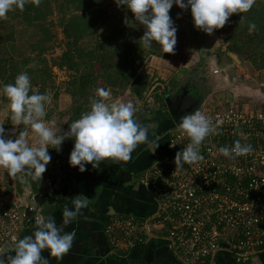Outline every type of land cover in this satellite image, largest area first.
I'll use <instances>...</instances> for the list:
<instances>
[{
  "label": "built area",
  "instance_id": "1",
  "mask_svg": "<svg viewBox=\"0 0 264 264\" xmlns=\"http://www.w3.org/2000/svg\"><path fill=\"white\" fill-rule=\"evenodd\" d=\"M229 103L200 110L214 127L199 147L200 161L175 168V154L189 138L172 129L168 146L174 153L158 155L141 178L153 195V213L114 215L105 224L113 252L149 237L166 241L182 264H212L224 252L241 263L264 249V100L258 105ZM236 140L251 144L252 151L235 159L219 153ZM48 152L51 160L38 191L15 200L0 196V250L14 246L27 212L39 213L35 196L59 182L61 164L53 147Z\"/></svg>",
  "mask_w": 264,
  "mask_h": 264
},
{
  "label": "clouds",
  "instance_id": "2",
  "mask_svg": "<svg viewBox=\"0 0 264 264\" xmlns=\"http://www.w3.org/2000/svg\"><path fill=\"white\" fill-rule=\"evenodd\" d=\"M27 2L29 0H0V19L6 18V14L14 8L23 10ZM31 2L38 5L40 0ZM114 3L118 8L124 6L130 10L134 20L143 26V35L139 40L144 47L150 48L155 42L162 53H172L177 31L169 15L173 4L181 9H190L194 27L212 34L214 30L222 28L232 14L249 11L255 0H114ZM30 88L27 73L18 74L14 83L0 87V95L8 100L11 124L30 125L37 136L35 142L29 145L25 139L26 131H21L18 137L12 139L6 136V130L0 124V168L10 176L26 173L33 181H40L51 160L48 145H55L54 148L59 151L65 138L74 139L69 165L78 167L81 172L86 170L88 163L93 169H98L101 162H126L132 158L139 144L148 142L149 127L138 122L133 103L106 102L111 96L108 90L98 89L96 95L90 97V109L72 122L67 131L59 134L52 127L46 126L43 120L46 115L45 104L51 102V96L37 91L29 95ZM177 130L181 136L188 137L189 142L175 154V168L202 160L199 147L205 137L214 132L212 121L195 110L180 117ZM157 147L158 144L154 150ZM250 151L252 145L242 144L240 140L234 141L231 148H219V153L229 159L246 155ZM91 199L93 197L88 198L82 194L74 196L73 208H64L59 227L54 217L36 218L38 227L34 235L19 240L13 237L14 255L7 258L0 256V264H49L48 258L41 255L44 249L49 250L50 257L62 259L75 237V232H63V227L72 223Z\"/></svg>",
  "mask_w": 264,
  "mask_h": 264
},
{
  "label": "rangeland",
  "instance_id": "3",
  "mask_svg": "<svg viewBox=\"0 0 264 264\" xmlns=\"http://www.w3.org/2000/svg\"><path fill=\"white\" fill-rule=\"evenodd\" d=\"M58 1L61 2L63 0ZM45 3L52 4L54 8L50 11L51 13L47 14V20L42 23V26L27 25L23 20L21 10L13 12L15 14L14 18L7 16L8 20L5 25H1L0 60L5 61L6 65L0 61V87L5 84H11L6 82L11 72V62L5 60L7 58L12 57L17 61L18 65L24 64L27 70L30 68L49 69L50 78L46 80L44 91L42 92L41 88L37 91L51 96V102L45 104L46 115L43 120L46 126L52 127L59 134H63L69 129L71 120L74 122L90 109V97L95 96L97 90L101 88L111 93V96L106 101L108 103L131 102L137 110L144 109L150 116L155 113L161 114L164 109H159L160 106L157 103L159 101L156 99V95L159 94L161 96V92L173 89V86L178 85L180 80H183L182 78L192 68L199 70L197 78L205 84L210 95L208 98L218 102L221 101L222 104L235 103L237 100H242L244 104L252 103L253 105H258L264 100V68L256 69L250 62L240 58L238 55V60L231 56L232 52H228L226 49L227 43L223 42L229 27L225 24L222 28L214 30L212 34H206L194 27L190 9H181L175 4L178 21L175 25L177 31L174 52L169 53L166 58L145 55L141 65L137 66L135 75L130 78L126 86L121 88L107 84V71L105 69L107 63H92L93 65L87 67L83 59L82 62L76 59L75 69L79 72L86 71L87 73L92 71L95 78L86 84L84 90L79 91L77 81H74V84H70V81H73V77L77 75V70L58 68L51 63L52 59L57 58L61 51L64 50L61 22L69 19L73 14L68 8H57L54 0H42L39 2L38 6H41L43 11H46L43 6ZM121 8V6L118 8L116 4H113L102 5L98 9L100 18L97 22L96 31L82 39L80 45L83 49L88 50L93 49L94 46H103L105 38L111 36L114 28L121 26L126 20L132 18L125 16ZM46 36L49 37L43 43L46 50L39 54L36 43ZM105 47L107 48L108 45ZM132 48L137 49L135 47ZM134 56L135 54L132 52L131 57ZM224 58H226L227 63L223 68H227L228 72L231 73L230 82L232 80V84L230 83L224 89L225 91L223 90L224 94L219 98L221 91L215 89L214 86L215 84H219L220 87L224 86L226 81H220L223 74L213 75L212 72L221 70L222 65L218 63L221 60L224 61ZM215 59L218 63H216L217 61L214 62ZM110 62L112 61L110 60ZM213 62L216 64L215 68L212 64ZM36 75H40V72L35 75H28L31 84V94L37 89V85L33 83V80L40 83V79ZM2 96L0 95V124L6 130V136L15 139L21 131H26V141L29 145L33 144L37 136L31 126L11 124L8 118L10 115L8 101L3 100ZM211 103L207 104L209 105L208 109H213L214 103L212 100ZM79 105L81 107H78ZM207 105H203L204 111L208 110L206 108ZM135 115L137 114L135 113ZM49 146L53 147L55 153L54 145ZM55 155L57 157L56 153Z\"/></svg>",
  "mask_w": 264,
  "mask_h": 264
},
{
  "label": "crops",
  "instance_id": "4",
  "mask_svg": "<svg viewBox=\"0 0 264 264\" xmlns=\"http://www.w3.org/2000/svg\"><path fill=\"white\" fill-rule=\"evenodd\" d=\"M224 59V61H219L220 63L215 59L214 62L217 61L216 63L221 64L222 67L221 70L212 72L213 75L223 74L220 81H226L224 86L220 87L219 84L214 86L215 89L221 91L219 98L224 94V89L232 82V80L230 82L231 73L227 68H223L227 63L226 58ZM214 62L212 64L215 68ZM208 97L206 105L211 103V100L214 106L222 104L221 101L218 102ZM136 114L138 122L142 126L149 127L148 142L139 144L132 153V158L126 162L112 164L110 161H106L101 162L98 169L85 170L82 178L85 181L84 189L89 192V195L84 191V193L78 192L73 185H69L66 181L67 176L80 178V174L69 173L68 160L74 146V139L65 138L59 151L55 149L62 168L58 174L59 182L50 192L35 196L33 204L39 207L40 211L39 213H26L18 240L27 235H34L38 227L35 220L41 216L54 217L57 226H61L63 210L66 206L69 209L73 208L72 199L74 196L82 194L88 198L93 197V199L90 200L87 207L81 209L80 214L72 223L63 227V232H75V237L71 248L63 255L62 259L50 257L48 249L42 250L41 255L48 258L49 264H182L166 241L156 237L146 238L126 251L113 252L104 231L110 216L122 214L146 217L153 213L155 209L153 195L141 178L158 155L174 153L168 146L169 135L174 129L173 123L162 119L157 124L153 120L151 121L153 116L147 114L144 109L137 110ZM156 144L158 147L154 150ZM2 173L0 196L6 200H15L18 196L23 198L29 191L39 190L38 186L41 180L33 181L26 173H18L14 177L4 169ZM81 198L83 199V197ZM13 249L14 246L3 248L0 250V256L7 258L14 255ZM212 264H264V249L241 263L235 262L228 253H218L213 258Z\"/></svg>",
  "mask_w": 264,
  "mask_h": 264
},
{
  "label": "trees",
  "instance_id": "5",
  "mask_svg": "<svg viewBox=\"0 0 264 264\" xmlns=\"http://www.w3.org/2000/svg\"><path fill=\"white\" fill-rule=\"evenodd\" d=\"M54 2L57 8H68L73 14L69 19L61 22V31L64 37V50L61 51L57 58L52 59L51 62L52 65L58 68L77 70L75 69L76 59H79L80 62H82L83 59L87 67L94 63H107L105 68L107 71V84L109 86H118L121 88L122 86H126L130 78L135 75V70L137 66L141 65L145 55L166 58L169 54L162 53L160 47L155 42H153L150 48H144L142 41L139 40L143 35L144 28L139 22L134 20L131 11L124 6H121V10H123L125 16L132 18L126 20L121 26L114 28L111 36L105 38L106 40L104 44H102L103 46L98 45L97 47L94 46L93 49L85 50L81 47L80 43L82 39L92 35L94 31H96L97 22L100 18L98 9L102 5L115 4L114 0H63L61 2L54 0ZM38 5H35L29 0V2L25 4L23 10H21L23 20L29 26H42V23L47 20V14L51 13L50 11L54 8L52 4L45 3L43 6L46 11H43L41 6ZM18 10L20 9L14 8L6 14V18L0 19V27L1 25H5V22L8 20L7 16L14 18L15 14L13 12H18ZM169 15L176 25L178 21L177 8L174 4L169 10ZM225 24L229 27L227 36L223 38V42L227 43V51L237 54L240 58L250 62L256 69H263L264 0H255V3L247 12L232 14ZM250 25H255V27H250ZM48 39L49 37L46 36L36 43L39 54L46 50L43 43ZM106 45H108L107 48L105 47ZM132 52L135 54L134 57H131ZM5 60L11 62V72L6 82L14 83L16 76L20 73L35 75L40 72V75H36V77L40 79V83H37L36 80H33V83L37 85L35 91L40 88L42 92L44 91L46 80L50 78L49 69L40 70L35 66L36 69L30 68L27 70L24 64L18 65L17 61L12 57ZM110 60L112 62H110ZM0 61L6 65L5 61L2 59ZM91 79H95L92 71L87 73L86 71L79 72L77 70V75L73 77V81H70V84H74V81H77L78 90L81 91L86 88V84H88ZM29 95H31L30 92ZM2 98L8 101L6 97L2 96ZM156 99L159 101L157 102L158 104H162V97L159 94L156 95ZM78 107H81V105ZM163 108V104L160 105L159 109L162 110ZM162 118L163 113H161V115L155 113L151 121L153 120L158 124ZM69 123H72V120Z\"/></svg>",
  "mask_w": 264,
  "mask_h": 264
},
{
  "label": "flooded vegetation",
  "instance_id": "6",
  "mask_svg": "<svg viewBox=\"0 0 264 264\" xmlns=\"http://www.w3.org/2000/svg\"><path fill=\"white\" fill-rule=\"evenodd\" d=\"M198 71V69L196 70L195 68H192L187 72V75L182 78L183 80H180L178 85L173 86V89H171L172 91L170 90L166 92L170 97L171 106L176 113L185 115L195 110L200 111L203 105L206 104L209 92L207 91L205 84L197 78ZM241 101L242 100H237L235 103L244 104L243 101ZM162 104L164 107L162 119H167L172 122L164 100H162ZM162 104L160 103L158 105L160 106Z\"/></svg>",
  "mask_w": 264,
  "mask_h": 264
},
{
  "label": "water",
  "instance_id": "7",
  "mask_svg": "<svg viewBox=\"0 0 264 264\" xmlns=\"http://www.w3.org/2000/svg\"><path fill=\"white\" fill-rule=\"evenodd\" d=\"M231 56L233 58H235L236 60L237 59V54H234V53H231ZM166 106H167V109H168V113H169V116L173 122V125L177 128V123H179V120H180V117L182 116L181 113H176V111L174 110V108L171 106V103H170V97L169 95L166 93V92H161L160 93ZM72 167V168H71ZM86 170H93L92 166L90 163L86 164ZM76 173V174H80L79 177L80 178H76V177H70V176H67L66 177V181L69 183V185H73L76 190L78 192H85L86 194L89 195V192L87 190L84 189V183L85 181L83 180L82 176L84 175L83 172L79 171L78 167H74V166H70V171L69 173ZM83 192V193H84Z\"/></svg>",
  "mask_w": 264,
  "mask_h": 264
}]
</instances>
